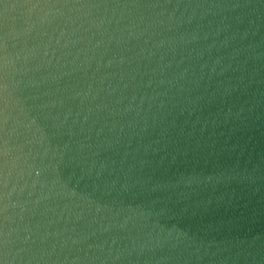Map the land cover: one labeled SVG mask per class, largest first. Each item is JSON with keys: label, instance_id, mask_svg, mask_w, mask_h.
<instances>
[{"label": "water", "instance_id": "1", "mask_svg": "<svg viewBox=\"0 0 264 264\" xmlns=\"http://www.w3.org/2000/svg\"><path fill=\"white\" fill-rule=\"evenodd\" d=\"M0 264H264V0H0Z\"/></svg>", "mask_w": 264, "mask_h": 264}]
</instances>
